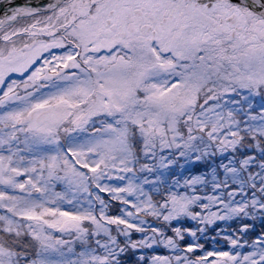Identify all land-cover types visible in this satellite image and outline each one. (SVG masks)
Here are the masks:
<instances>
[{"label": "snow or ice", "instance_id": "obj_1", "mask_svg": "<svg viewBox=\"0 0 264 264\" xmlns=\"http://www.w3.org/2000/svg\"><path fill=\"white\" fill-rule=\"evenodd\" d=\"M256 219L264 0H0V264H264Z\"/></svg>", "mask_w": 264, "mask_h": 264}, {"label": "rangeland", "instance_id": "obj_2", "mask_svg": "<svg viewBox=\"0 0 264 264\" xmlns=\"http://www.w3.org/2000/svg\"><path fill=\"white\" fill-rule=\"evenodd\" d=\"M256 103H259L258 99H257ZM197 166H198V164L197 165H188L184 169H180L178 167L176 169V171L178 173L183 171L184 175L187 176L189 168L191 169V168H194V167H197ZM200 167L202 168L201 165H200ZM64 207L65 208H70V206H68V205H65ZM247 222L253 226V228L250 230V233H249L251 236H254L256 233H259L260 230H261V227H262V223H264V222H261L259 219L248 220ZM184 226L185 227H191L193 229H195V227H196V225L193 224L192 222H187V223H185ZM238 227H239V224L236 223V222H233V221L218 222L216 225H213L211 228L208 229L207 239L200 238V239H198L197 242L203 244L205 249H207V250H212L213 248H220V249H223V250H228L226 242H225V240L222 237H217V239L219 241L218 244H213L212 240H211V237L216 236V233H217L218 230H225L224 234L226 235V234H229V233L235 231ZM197 236L200 237V234L198 233ZM133 238H136V236L134 235ZM246 238H248V237H246ZM192 240H193L192 237L186 236L185 243L190 242ZM199 254H202V253L198 252L197 255H199Z\"/></svg>", "mask_w": 264, "mask_h": 264}, {"label": "trees", "instance_id": "obj_3", "mask_svg": "<svg viewBox=\"0 0 264 264\" xmlns=\"http://www.w3.org/2000/svg\"><path fill=\"white\" fill-rule=\"evenodd\" d=\"M201 171H203V169L200 167V165H198L197 167H194V168H191V169L189 168L188 175L189 174H198ZM249 236H251V235L249 234Z\"/></svg>", "mask_w": 264, "mask_h": 264}, {"label": "water", "instance_id": "obj_4", "mask_svg": "<svg viewBox=\"0 0 264 264\" xmlns=\"http://www.w3.org/2000/svg\"><path fill=\"white\" fill-rule=\"evenodd\" d=\"M17 2L19 3V2H22V0H17Z\"/></svg>", "mask_w": 264, "mask_h": 264}]
</instances>
